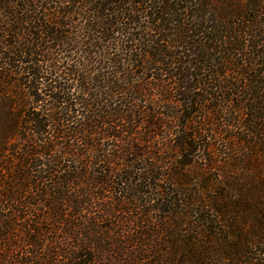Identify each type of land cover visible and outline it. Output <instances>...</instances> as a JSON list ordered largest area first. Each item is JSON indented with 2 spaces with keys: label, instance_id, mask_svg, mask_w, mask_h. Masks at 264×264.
<instances>
[{
  "label": "trees",
  "instance_id": "16d2710c",
  "mask_svg": "<svg viewBox=\"0 0 264 264\" xmlns=\"http://www.w3.org/2000/svg\"><path fill=\"white\" fill-rule=\"evenodd\" d=\"M257 145L264 0H0V264H264Z\"/></svg>",
  "mask_w": 264,
  "mask_h": 264
},
{
  "label": "rangeland",
  "instance_id": "374dc122",
  "mask_svg": "<svg viewBox=\"0 0 264 264\" xmlns=\"http://www.w3.org/2000/svg\"><path fill=\"white\" fill-rule=\"evenodd\" d=\"M211 144H213V142H211ZM219 146V145H218ZM221 146H219V149H221L220 148ZM244 147H246V146H244ZM243 146H241V148H240V150H241V155H242V157L241 158H243V156H251V150H250V148H248L247 147V149H245ZM212 150H213V148H212ZM256 150H258V152H255V150L253 151V152H255L254 154V156L253 157H251L252 159H253V163H252V167H253V169L251 170L252 172H257V171H259V169L261 168V166L262 167H264V157H263V155H262V153H263V151H261V149H260V145L258 146L257 145V147H256ZM211 150L209 151H206L205 153H202L201 151L200 152H197V154H196V156H197V159L195 160L196 161V165H197V168L198 169H201L202 167H203V161L202 162H200V160H202V158L206 155V154H209V156L211 157ZM217 152H214V154H216ZM217 161H218V163H217V165H216V167H219V168H216V169H218L219 171H221L220 170V167L222 166V164H223V157L221 158V157H217V159H216ZM214 173H216V175H217V171L215 172L214 170H212ZM219 171H218V174H219ZM213 173V174H214ZM250 174H253V173H248L247 175L249 176V177H251V175ZM212 175V174H211ZM238 175L239 176H244L245 175V177L247 176L246 174H244V173H238ZM237 176H235V174L234 175H226V178H227V180H229V178H236ZM233 194L231 195V199H233ZM208 197H210V195H208ZM243 213V212H242ZM242 213H238L237 214V217H239V218H242V217H244L245 216V214H242ZM239 222H240V219H239ZM242 228V227H241ZM243 228H245L244 226H243ZM254 231H255V229H252L251 227H249V226H247L246 227V229H244L243 231H242V233L243 234H245L249 239H251V241H259V239L258 238H254V237H252L253 235H254ZM232 241V240H231ZM258 250H260V249H264L263 248V246H259L258 248H257ZM258 253V252H257Z\"/></svg>",
  "mask_w": 264,
  "mask_h": 264
}]
</instances>
